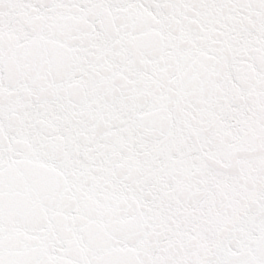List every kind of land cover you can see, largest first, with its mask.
<instances>
[{
	"label": "snow or ice",
	"instance_id": "1",
	"mask_svg": "<svg viewBox=\"0 0 264 264\" xmlns=\"http://www.w3.org/2000/svg\"><path fill=\"white\" fill-rule=\"evenodd\" d=\"M0 264H264V0H0Z\"/></svg>",
	"mask_w": 264,
	"mask_h": 264
}]
</instances>
